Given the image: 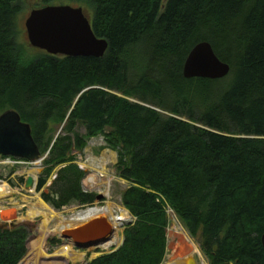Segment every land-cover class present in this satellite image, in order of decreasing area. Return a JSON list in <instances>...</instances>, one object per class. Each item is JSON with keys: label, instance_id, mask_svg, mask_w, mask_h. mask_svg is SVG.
I'll list each match as a JSON object with an SVG mask.
<instances>
[{"label": "trees", "instance_id": "obj_1", "mask_svg": "<svg viewBox=\"0 0 264 264\" xmlns=\"http://www.w3.org/2000/svg\"><path fill=\"white\" fill-rule=\"evenodd\" d=\"M76 2L108 43L102 58L25 59L18 1L0 0V115L16 111L49 152L36 192L59 168L42 200L56 211L93 205L74 154L102 137L131 184L121 203L136 221L119 249L88 264H162L167 209L200 233L210 264H264V0ZM200 42L230 66L226 78H183ZM27 238L23 226L0 230V264H19Z\"/></svg>", "mask_w": 264, "mask_h": 264}, {"label": "rangeland", "instance_id": "obj_2", "mask_svg": "<svg viewBox=\"0 0 264 264\" xmlns=\"http://www.w3.org/2000/svg\"><path fill=\"white\" fill-rule=\"evenodd\" d=\"M17 1L20 6V13L16 23L17 42L21 47L22 56L24 55V58L28 60L43 53L37 49L31 48L27 40L24 23L32 11L47 6H71L73 8H82L89 21H91L93 16V11L90 7L83 2H76V0H57L47 6L43 4L42 0ZM164 2H166V0H163V3ZM131 101L140 103L135 99H132ZM109 131L110 130H107L108 133ZM59 132L60 130L58 133ZM77 132L81 136L85 134V130L81 126L77 128ZM74 155L75 164L84 173V177L81 181L82 190L86 193L102 195L104 196V199L100 202L96 201L91 206H81L72 203L62 208L60 211L54 210L41 198L42 192L48 193L49 191H52L51 185L56 178L59 168L54 169L51 172V175L41 192L38 193L35 191L34 193H29L25 189V177L29 175V177L31 176L35 183H37L39 177L41 178L44 175V171L46 170L45 166L41 164L37 167H9L0 164V176L2 179H5V181H9L8 183L14 193L12 196L0 200V206L2 207L0 213V230H11L23 226L28 231L26 254L19 264H27L29 259H31L30 245L32 242L42 239L41 231L43 229V221L46 220L45 216L51 217L49 214L46 215V212L43 210L34 207L38 199L47 205L52 212L51 215L55 216L47 226V231L52 234L48 235L44 240L43 249L46 256L41 259V262H58L54 256L56 253H59L64 246L70 243L61 240L62 231L60 229V221H69L73 214L88 213L87 210L97 209L100 211V214H97V216H99L107 213H103L101 209L106 210L109 208L114 217L120 216L121 213H125V216L127 217L128 215V217L127 219H125L126 217L124 218L125 222L119 227L117 238L113 236L111 241L106 245L79 249L70 243L72 247L71 252H73L71 255L74 257V260L68 261L67 264H88L102 255H107L116 251L123 243L124 229L136 221L121 203L123 192L127 190L131 184L119 177V172L117 170V153L105 147L104 139L102 137L91 139L82 153H76ZM10 172L12 175H9ZM20 179L23 180L21 181ZM36 210L43 214L29 219L28 214ZM166 212L168 218V227L166 229L167 253L162 264L169 263L168 257L170 253L174 252L178 253L177 259L190 256L194 258L196 264H210L207 256L201 250L202 241L200 233H198L196 237H191L175 213L169 209H167ZM108 218L111 217L108 216ZM80 225L82 224L76 226ZM76 226L74 225L67 229Z\"/></svg>", "mask_w": 264, "mask_h": 264}, {"label": "water", "instance_id": "obj_3", "mask_svg": "<svg viewBox=\"0 0 264 264\" xmlns=\"http://www.w3.org/2000/svg\"><path fill=\"white\" fill-rule=\"evenodd\" d=\"M26 36L31 48L52 57L102 58L108 43L97 38L90 21L82 8L71 6H47L32 11L24 23ZM230 66L222 62L207 42L196 44L187 55L182 76L185 80L203 79L216 81L226 78ZM62 128L60 129L61 132ZM57 134L55 139L59 136ZM44 156L32 137L29 124L22 122L14 110H7L0 115V157L23 159L31 163L39 162ZM34 184L28 177L25 189ZM104 196L98 195L96 201ZM105 215L94 217L86 224L69 228L61 233V240L72 243L76 248L87 249L108 244L114 236L115 229ZM264 248V235L261 237ZM27 246V241H26ZM167 264H196L193 257L175 259Z\"/></svg>", "mask_w": 264, "mask_h": 264}, {"label": "bare ground", "instance_id": "obj_4", "mask_svg": "<svg viewBox=\"0 0 264 264\" xmlns=\"http://www.w3.org/2000/svg\"><path fill=\"white\" fill-rule=\"evenodd\" d=\"M4 191H5V189L2 186H0V195ZM34 207L39 208L40 210H43L44 212H46V215L49 214L51 217L45 216L46 220L43 221V229L41 231L42 239H40L39 241H34L31 243V245H30L31 259H29L27 264H63V263L67 264L68 261L74 260V257H72V255H71L73 253V252H71L72 247H71V244L69 243L68 245L64 246L59 253H56V255L54 256V258H56L58 262H56V263L41 262V259L45 258V256H46L44 249H43L44 240L46 239V237H48V235L52 234L51 232L47 231L48 230L47 226L50 223V221L52 220V218H55V216L51 215L52 212L49 210L47 205H45L39 199L37 200V203ZM101 211L103 213L107 212L106 214H103V215H107V217L108 216L111 217L109 222L113 226V228L115 229L114 237L117 238V231L119 230V227H121V225L125 222V219H127L128 215L126 217L125 213H121L120 216L114 217V215L112 214V212L109 208L106 210L101 209ZM42 214L43 213H40L36 210V211L30 212L28 214V218L32 219V218H35L36 216H39ZM97 214H100V211H98L97 209L89 210L88 213L75 214V215L73 214L69 221H65V220L60 221V226H61L60 229L63 232L65 230H68L67 229L68 227H71L74 225L76 226L79 224H82V225L86 224L89 221H91L94 217H96ZM177 255H178L177 252L170 253V255L168 257V261L170 262V261L177 259L178 258ZM61 262H63V263H61Z\"/></svg>", "mask_w": 264, "mask_h": 264}, {"label": "built area", "instance_id": "obj_5", "mask_svg": "<svg viewBox=\"0 0 264 264\" xmlns=\"http://www.w3.org/2000/svg\"><path fill=\"white\" fill-rule=\"evenodd\" d=\"M43 161H39V162H35V163H31L28 162L26 160L23 159H18V158H12V157H0V164L1 165H5V166H28V167H37L38 165L43 164ZM9 175H12L11 172ZM29 177V175H27L25 177V181L26 179ZM9 181H5V179H2V177L0 176V186H2L5 191L3 193H1L0 195V200L1 199H5L8 198L9 196H12L13 190L11 189L10 184L8 183ZM24 182V181H23ZM29 193H34L36 191V183H34L33 188L30 190H26ZM86 193V192H85ZM91 206V205H90ZM1 206H0V213H1ZM89 211V210H87Z\"/></svg>", "mask_w": 264, "mask_h": 264}]
</instances>
